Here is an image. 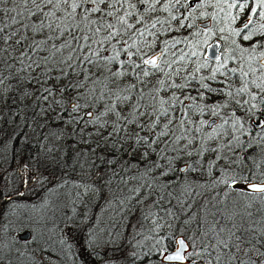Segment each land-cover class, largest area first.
Listing matches in <instances>:
<instances>
[{
  "label": "trees",
  "instance_id": "1",
  "mask_svg": "<svg viewBox=\"0 0 264 264\" xmlns=\"http://www.w3.org/2000/svg\"><path fill=\"white\" fill-rule=\"evenodd\" d=\"M230 2L231 0H229ZM180 4V7L176 9V17L178 18L189 11L183 10L184 0ZM99 6L106 9L104 5ZM0 7L16 9V12L23 13L22 16H17L16 12L4 14L5 22L8 21L9 16H16V19L21 21L10 29H6V32L19 28L17 38L20 35L33 36L30 29L22 27V24L33 22L32 18L24 12L25 6L22 0H8L6 4L0 5ZM28 7H32V5H28ZM84 7L88 8L87 5ZM44 10L47 11L48 9L45 8ZM82 12L83 8L77 9L75 21H67L68 24L72 25L68 29H65L64 23H60V31H55L56 23H53V29L45 28L43 33L36 34V40L45 39L48 36H51L52 39L36 48L35 51L28 50L27 45L30 42L28 40L23 42L24 47L14 45L12 40L6 44H0V47L6 49L9 44H13V48L3 55L4 62L11 67H5L4 64L0 63V70H2L0 76L6 77L4 82L0 84V140L3 143L2 147L0 146V157L4 158L5 162L6 156L12 159L18 155L25 159L33 158L36 161L40 159V163L47 164V166L50 162L49 166L52 168L53 174H56L55 182L50 189L53 190L55 196H52V200L48 202V206L52 208L58 206L60 194L64 189L68 188L71 192L67 198L71 208L48 216V220L45 218L46 221L39 218L36 209L38 211L42 204H36L35 201L21 206L22 213L16 215V218H12L9 209L0 211L2 228H8L12 222L17 223V228L26 224L24 228L28 232L31 229L34 232L35 228H45L44 234L39 235V239L35 232L34 235L36 241L39 240L40 242H42L43 237L48 236V246L56 247V251H53L54 249L50 251L48 248V255L52 262L55 260L54 264H66L62 259L63 256L71 264L79 259L73 252L72 244L67 240L61 241L62 245H58L54 241L58 236L57 232L60 234L59 231H62V227L64 228L66 225L65 229L71 227L72 233L77 235L78 241L81 240L79 238L84 233L87 235L83 240L85 251L81 257L83 261H86L85 264H176L162 263L158 259L160 252L169 250L173 246L175 235H182L188 243H191L196 232L199 233V237H203V240L213 241L215 245L219 239L229 240L227 230L231 229L233 225H230L228 220L236 219V217L225 216V213L213 215H209V213L210 208L217 205L219 201L227 202L237 194L227 190L223 184L216 183L212 174H206L211 170L209 165L212 162H210L212 151H210V143L206 139L208 129L202 124L204 118L213 115L208 111L209 105L220 102L209 100L205 88L198 87L197 95L194 96L186 93L191 89L196 90L194 84V88L186 85L184 87L185 93L180 91L182 99L179 104L168 100L164 103V107L155 103L149 105L150 101H156L152 94L157 92L153 87L151 94V86H154L151 80L154 75H159L152 72L144 77H137V75L130 77L127 74L115 81L111 70L121 63L116 64L115 61L108 63L104 59L108 54L111 55L110 46L106 50L108 51L107 54L96 53L91 55L87 52L85 57L88 59L85 57L79 59L80 57L77 56L72 62L73 53L76 55V50H79L81 45V40L77 37L83 35L80 30L85 26L84 23H81ZM237 12L238 9L231 10L232 15H236ZM98 14L91 13L90 18L97 19ZM57 16H62V13L57 12ZM239 16L240 18L242 16L248 17V13L244 11ZM175 21L176 19L172 20L170 24H174L177 29H182ZM35 22L38 23V21ZM49 22L51 21H45V23ZM76 24L80 26L76 27ZM93 26L94 32L98 25ZM66 42L68 46L60 48ZM53 44L60 48V51L55 52V55H52L50 51ZM82 46L85 47L86 45L83 43ZM69 48L72 51L68 54L66 52L69 51ZM21 52H28V56L17 59ZM29 57L31 60H40L43 57H50V59L41 68H36L35 65L29 68L28 65L31 63ZM223 61L229 68L243 66L244 70L248 71L246 77L248 92H252L258 102L260 94L263 92L260 93L257 87L249 82V75L251 74L249 64L255 68L257 63L247 61L245 57L241 59L240 54L236 51L229 53L223 58ZM206 62L202 54L199 53L196 65L199 67ZM98 63L101 65L98 66ZM69 65L72 67L70 68ZM125 66L123 64L121 71H124ZM204 68L207 67H199L200 86L201 78H205ZM42 71L46 73V76H39ZM102 73L105 74V78L101 79V86H99L96 77ZM37 76H39L41 83L31 80V77ZM73 82H77L76 87L78 88H74L77 93H74L76 92L74 89L68 90ZM113 82H115L113 85H121L127 88L121 92L134 94L132 104L130 102H113L112 93L108 90L112 89ZM203 83L206 84L205 79ZM42 88L52 89L51 94L41 91ZM234 90L236 89L228 88L227 95L228 93L231 95H228L219 109L228 112L229 115L240 117L243 125L240 127L239 124L238 126L221 124L222 119L219 117L217 124L214 125L215 127L218 126L215 128L217 130L214 134L216 137L213 141L212 150L224 149V158L236 156V160L242 161L244 166L233 170L231 165H228L229 171L246 172L242 174L248 175L247 173L253 169V166L248 162L250 159H253V162L258 164L263 171L264 152L257 153L255 150L264 149V137L257 136L254 138V130L250 128L247 121L259 116L264 119V112L258 109L257 104L256 109L251 112L249 111L250 106L244 101L237 103L241 107L236 105L232 99ZM72 91L75 94L74 97L80 92L82 95V97H77L79 105H81L77 112H72V107L67 104V95ZM170 92L172 96L173 94L177 95L176 90L172 89ZM159 93L165 95L162 90ZM118 94L120 95V91L116 95ZM201 94H203V98H201ZM45 96L47 99L43 98ZM186 97H193L194 99H186ZM103 99L104 101H102ZM101 101L103 102L101 107L103 113L106 112L107 108L115 106L116 110L120 112L121 118L117 119L112 112L97 115V107ZM82 109H88L95 113V120L100 118L98 119L99 123H92L93 120H89L84 114H80ZM165 110H167V114H164ZM70 120L72 122L68 123ZM170 120L171 123H169ZM101 124L104 127H101ZM152 124H155V127L150 128L149 126ZM166 124L168 125L167 129L164 127ZM116 126H118V131L114 130ZM241 128L248 136L239 140V143H234V149L241 148L240 153H237L232 150V146L228 145L229 143L226 144L225 137L233 133V130L240 135ZM162 131H167L168 135L160 137L159 134ZM97 132L100 134L97 135ZM110 133L111 135H109ZM137 135L145 138L147 143L145 140L137 143ZM4 140H10V142L7 144ZM154 140L157 143L152 144ZM148 144H151V147H148ZM168 147L172 148L171 152L175 149L176 155H172L171 158H166V155L170 153L167 150ZM225 148L230 149L229 151L232 150L233 153L229 154ZM145 152H147L146 156L144 155ZM100 154H103L104 158L98 163ZM180 163L185 165L183 171L177 169ZM99 167H101L100 171L96 172ZM84 171L86 174L82 175L81 172ZM140 178L146 179L147 187H144L143 184L138 187L139 183L135 185L137 179ZM82 185H87L95 191L88 196H81L75 187ZM105 190L110 193L109 199L113 202L110 209L116 212L114 217L116 221L122 222L127 217V213L133 211L141 223V231L137 234V239H131V241L118 237L119 241L114 240L115 246L106 247L107 251L105 248L100 250L97 246L99 226L95 222L98 208L105 203L103 200ZM72 191L76 194H73ZM67 200L65 199L63 202L66 204ZM6 201V199L0 201V210L1 207H6ZM253 201L259 203L260 199L246 198V202L249 204ZM26 206H31L30 210H35L34 213L27 211L28 207L26 208ZM83 209L87 210L85 215L88 216V221L83 219ZM143 209H148L146 215L142 212ZM161 213L167 215L166 218H163V223L157 219L161 218L158 217ZM255 215L257 219L249 227H252L254 231H258V228L259 230L264 229V213H256ZM210 223L215 227L213 231H215L217 239H212L210 236ZM222 228L224 229L223 232L220 231ZM75 240L73 239V244ZM230 242L232 241L229 240ZM213 264H215L214 261Z\"/></svg>",
  "mask_w": 264,
  "mask_h": 264
},
{
  "label": "rangeland",
  "instance_id": "2",
  "mask_svg": "<svg viewBox=\"0 0 264 264\" xmlns=\"http://www.w3.org/2000/svg\"><path fill=\"white\" fill-rule=\"evenodd\" d=\"M182 1V0H181ZM181 3V2H180ZM229 3V2H228ZM181 5V4H180ZM208 3L206 0H203V3L196 5L194 8L190 9L186 14L182 15L181 18L176 17V9H172L173 14L169 15V14H165V18H167L166 20L164 19L163 21V37H161L160 39H153L151 38V31H147V37L145 38L146 43L148 44V46L150 44H152V47H149V49L151 48H160L161 50L164 51L163 52V56L164 57V61H168L169 64H171V67H175L177 69L180 70L179 74L181 75V84H185L186 83V79H187V84L191 86L192 88H194V84L196 85V90L191 89L186 91L185 88H176V98H178V104L179 102H181V97L180 91H186V93H190L191 96L197 95V88L200 87V77L198 75L197 68L198 66L196 65V61L198 58V54L201 53L202 54V49L203 46L207 43L208 41V32H201V33H196L193 34V37H191L189 35V32L185 31V27H188L191 23H192V18L195 17H200V18H204L206 16V13L208 11L207 7H208ZM88 8L94 7V5L92 4H87ZM255 6V0H249V8L245 10V12H247L249 14V11L251 9V7ZM229 12L228 8L225 14H227ZM232 14V13H231ZM104 18V20L106 22H108V18L105 14H98L97 19L99 20L100 17ZM173 17H175L176 19V23L177 25H179V28L182 27V29H177L176 27H174V24H170V22L173 19ZM94 19V18H92ZM261 23V21H259L258 19L254 18V24L255 27H259V24ZM99 26V23L97 24ZM183 25V26H181ZM97 26V27H98ZM94 30V26L93 25H89L88 27H83L80 32L81 37L78 36L77 39H80V49L76 50V55H72L73 59L72 62L75 61V58L77 56H79V59H84V57L87 55V52H89V54L94 55L96 53H108L107 48L110 46V44L112 45V41L110 43L105 42V43H100V41L103 40V29H101V31L99 33H95V35L93 34ZM83 31V32H82ZM101 33V34H100ZM89 34V35H88ZM101 35V36H100ZM84 36H88L89 38L87 40L83 39ZM257 36H260L259 34H257ZM231 40V38L229 39V41ZM167 42V43H166ZM83 43L86 45L85 47H83ZM108 43V44H107ZM238 44L244 46V47H248L250 42H239ZM228 46V51L230 50V45L231 42H228L227 44ZM110 49V48H109ZM166 49V50H165ZM112 50V49H110ZM109 50V51H110ZM72 49L69 48V51H67L66 53L69 54V52H71ZM264 51V48H260L257 47L256 51L251 53L252 58L249 59V54L245 53L244 57L246 58L247 61H254L256 62V66L254 69H256V71L253 73L251 72V74L249 75V82L251 84L253 80H256V83H261L260 79H257L258 77H261L262 74H264V69L260 68V62L262 61V58L260 57V52ZM111 56V55H110ZM109 54L106 57H110ZM102 60V59H101ZM163 60L159 59L158 63L163 62ZM98 66L101 65V63L97 64ZM97 65H95L97 67ZM203 65H206L205 67H207V63H203ZM205 69V68H204ZM245 71V70H244ZM112 72V70H111ZM156 74H158L157 72H155ZM206 73V70H205ZM205 76V75H204ZM105 78V74L102 73L100 76L96 77L97 79V83L99 84V86H101V79ZM246 80V79H245ZM245 80H244V84L241 87L245 86ZM152 84L154 86H151V94L152 92V88L154 87L155 91H157L156 93L154 92L152 94V97L154 96V99L156 100L155 102L150 101L149 105L152 103H155L156 105H161L164 107V103L167 102L168 100H166L167 97H170L172 100V102H176L172 99L173 96L169 95L171 94L170 91H168V89L166 88L165 91V95L160 94L159 92L162 90L161 86H163L159 79L158 76L154 75V78H152L151 80ZM77 82H73L71 83V86L68 87L69 89H76L78 87H76ZM114 82L112 83V89H108L112 95L111 97L113 98V102L114 103H123V102H130V104H132L134 102L133 100V95L129 92H121L124 89H127L125 86H121V85H113ZM73 85H76L75 87ZM254 85V84H253ZM165 87V86H164ZM240 87V88H241ZM236 89L233 91L234 97L231 98L233 99L234 103L236 105H238L239 107H241V105L237 104L239 102L244 101V103H246L248 106H251V104H257L258 105V109L261 110L262 112H264V102H261L262 99H264V92L262 93L259 90L260 93V97H259V101L257 102L255 99L253 100L251 97L252 95H254L252 92H243L240 93L238 92V90L240 89ZM77 93V90H75ZM204 89V88H203ZM102 90V89H101ZM138 90V89H135ZM120 91V95H116L117 92ZM169 92V93H167ZM72 92H70L69 95H67L68 99H67V104L69 105V107H72L73 104H79L78 102V98L82 97L81 92L80 94H78L76 97H74L73 95H75ZM168 94V95H167ZM150 95V94H149ZM247 95V96H246ZM179 96V97H178ZM78 97V98H77ZM110 97V96H109ZM124 97H128L127 100L124 99ZM228 97V96H227ZM245 99V100H244ZM166 100V101H165ZM104 101V99L102 100ZM100 102V105L97 107V115H101V113H103V102ZM161 101H164V103H161ZM144 103V102H143ZM146 104V103H145ZM214 105H222V103H214L209 105V112L212 113L213 115H210L206 118L203 119L202 124L204 125L206 120L209 117H215V118H221V124H226V125H235L238 126V124L240 125V127L243 125V123L240 121V117L236 116V115H229L228 112H224V111H220V107H216L215 109H213ZM203 107V106H202ZM241 110V108H239ZM79 110V109H78ZM77 110V111H78ZM77 111H73L72 112H77ZM86 112H91L92 115L88 116L85 115ZM80 114H84V116L86 118H89V120H95L96 116L95 113H93L90 110H86V109H82L79 112ZM221 116H220V115ZM100 119V118H97ZM239 121V123H236V121ZM249 120L248 119V124H249ZM256 120V118L254 119V121ZM220 123V122H219ZM218 123V124H219ZM217 124V123H216ZM218 125H216L217 127ZM214 125H212L211 127L207 128L208 131L206 132V136H207V140L210 143V151H212V158L210 160V165H213L211 167V170L208 171L206 174H212V176L215 178V180L218 179V177L220 176V169L223 167H228V164H226V161H237L236 160V156H231V157H225L224 158V149L220 150V151H213L212 150V146H213V141L214 138L216 137L215 132L217 129ZM253 130V129H252ZM254 138L258 137H264V128H259L257 130H254ZM153 133V132H152ZM241 133V134H240ZM238 135L236 131L233 130V133L228 134L225 137L226 140V144L229 143L228 145L232 146V150L240 153V149L239 148H235L234 143L237 142L236 138L238 137L239 140H241L242 138H245L247 133L243 131V129L241 128V132ZM253 136V134H252ZM165 141V138H164ZM2 140H0V146L2 147L3 143H1ZM5 143L8 144V142H10V140H4ZM168 155H166V158H171V156L176 155V153L171 152L172 148L168 147ZM230 149L225 148V151H229ZM231 150V151H232ZM229 151V154H232L233 152ZM239 151V152H238ZM242 152H244L242 150ZM246 152V151H245ZM255 152L257 153H262L264 152V149H260L258 148L257 150H255ZM247 153V152H246ZM227 154V153H225ZM243 154V153H242ZM245 154V153H244ZM256 155V154H255ZM221 157V159H217V157ZM8 156H6V162L4 160V158L0 157V201L3 200H7L6 201V207H1V210H6L9 209L8 211L10 212V215H12V218H16L18 215H20L22 213L21 211V206L25 205V203H33L35 201L36 204H42V206L40 207V209L36 212L39 215V218H41L42 220L46 221L45 218H47L48 220V216H53L55 213L62 211V210H66L71 208V206H69L68 204V196L69 193H71L69 191V189H64L63 192H61V197L59 199V204L58 206H56L55 208H52L50 206H48V202L50 200H52V196H55V193L53 192V190H50L53 186V183L55 182L54 179L56 177V174H53V170L52 168L49 166L50 162H48V166L47 164H42L40 163V159L38 161H36L33 158H29V159H25L23 157H21L20 155L14 157V158H7ZM104 158L103 154H100L97 162L100 163L102 161V159ZM249 164H251L253 166V169L249 171V173H247L249 176H251L252 172H255L257 175H259L260 172H262V170L260 169L258 164H255L253 162V159H250V161L248 160ZM261 162V161H258ZM257 162V163H258ZM184 163H180L177 166V169H179V166L182 165ZM233 163L230 164L231 168L234 170H237L240 167H243L244 165L242 163ZM26 166V167H25ZM263 167V171H264V165ZM100 168L96 169V172L100 171ZM229 168V167H228ZM176 169V170H177ZM230 169V170H232ZM178 171V170H177ZM183 171V170H182ZM245 171V169H244ZM84 172H81L82 175H84ZM242 173H246V172H242ZM86 174V173H85ZM245 175V174H244ZM136 179V178H134ZM146 179L145 178H140L137 179V184L138 187H140L142 184L144 185V187L148 186V183H145ZM187 180V179H184ZM25 181H27V183H25ZM259 182V181H257ZM225 186V185H224ZM78 190V193L81 196H88L89 194H92V192H94L95 190L90 188L87 185H82V186H76L75 187ZM90 190V191H89ZM73 194H76V192L72 191ZM96 193V192H95ZM94 193V194H95ZM104 199L105 200L102 204V206H100L97 210V214L95 215V222H97L99 228H98V248L100 250H102V248H105L107 251L108 247H114L115 243L114 240H118V237L120 238H124L127 240H135L137 239V234L140 233L141 231V223L137 220V217L133 214V211H130L129 213H127V217L124 218V220L122 222H118L116 221L115 217V211L111 210L110 207L112 206L111 200L109 199L110 193L108 190H105L104 192ZM140 194V191L138 192ZM59 196V195H57ZM141 196V195H140ZM55 199V198H53ZM67 200L66 204L63 202V200ZM247 205H251V207L249 209H247L248 211H251L253 213L254 216H252L251 218H247L245 217V211H246V206ZM28 206H26L27 208ZM148 207V206H146ZM25 208V209H26ZM149 208V207H148ZM260 208H264V201H259V203H257V201H253L251 204L246 202V198L245 197H240L238 195H235L234 198L229 199L227 202L225 201H219V203L217 205H214L210 208V213L209 215H213V214H224L225 216H229V217H236V219H232L228 220L230 225L233 224H241L244 223L245 227H249L252 226V224L254 223V220L257 219V216L255 215L260 214L262 212H257V209ZM31 206L27 208V211H31L34 213L35 210H30ZM87 212V210L83 209L82 214H84V220H89L88 216L85 215V213ZM142 212L146 215L148 213V209L146 210H142ZM3 213V212H2ZM231 213V214H230ZM235 213V214H234ZM255 213V214H254ZM263 214V213H262ZM9 215V214H8ZM17 215V216H16ZM166 214L164 215L163 213H161L160 215H158V217L161 218H157L159 220V222L162 221L163 223V218H166ZM242 217H244V219H242ZM258 217L261 218L260 215H258ZM1 219V223H2V217L0 216ZM238 220V221H235ZM83 221V220H82ZM49 222V221H48ZM213 223V222H212ZM3 225V223H2ZM2 225L0 224V264H54V261L52 262L51 257L48 255V248H50L49 250L52 251L51 249H54L53 251H56V247L53 245H49L48 246V236L47 237H43L42 242H40L39 240L36 241V236L38 235V239H39V235L44 234L45 232V228L39 229V228H35V230H33L36 234V236L34 235V232L29 231V235L27 238L25 239H21L19 238V235L21 233H23L25 231V225L23 224L22 227H18L17 228V223L12 222V224L7 228H2ZM46 225V222H45ZM54 225V224H53ZM67 226V225H66ZM65 226V227H66ZM65 227H62V231H59L60 234L57 232L58 236L56 239H54V241H56V243L58 245H62L60 242L67 240L69 243L72 244L73 247V252L74 254L79 257V259L74 262V264H82V263H86V261H83V258H81L84 255V237H85V233L83 234L82 237H80L79 239H81L80 241L77 240V235H74V233H72V228L68 227L65 229ZM214 225L213 224H209V233L210 236L212 237V239H217V237L215 236V231H213L214 229ZM252 228V227H251ZM38 229V230H36ZM258 231H254L256 233L259 232V228L257 229ZM104 234H102V233ZM54 235H56V232H54ZM87 236V235H86ZM21 239V240H20ZM73 239H76L74 241V244L72 243ZM131 240V241H132ZM187 241V240H186ZM213 241H205L203 240V237L200 236L199 237V233L196 232L193 236V239L191 241V243H188L189 247L191 248L190 251L193 252H200L204 255L205 257V262H207V260L210 258L208 253L204 251V248H208L209 252L212 253V255L214 256V252L216 253V251L218 250L215 247V244ZM231 243V242H230ZM79 245V246H78ZM96 246V247H97ZM107 247V248H106ZM105 251V252H106ZM225 251H227V249H225ZM107 253V252H106ZM57 254V252H56ZM106 255V254H105ZM108 256V255H106ZM81 258V259H80ZM108 258V257H106ZM62 259L65 261L66 264H71L70 261H68V259L65 258V256L62 257ZM108 262V261H107ZM57 264V263H56ZM73 264V263H72Z\"/></svg>",
  "mask_w": 264,
  "mask_h": 264
},
{
  "label": "snow or ice",
  "instance_id": "3",
  "mask_svg": "<svg viewBox=\"0 0 264 264\" xmlns=\"http://www.w3.org/2000/svg\"><path fill=\"white\" fill-rule=\"evenodd\" d=\"M7 2L8 0H0V5H4ZM22 2L25 6L24 12L33 20V22L31 23L22 24V27H24L25 29H30L33 33V36L29 37L28 35H20L17 38L19 28L14 31L6 32V29H10L13 25L21 23V21H18L16 19V16H9L8 21L5 22L4 14L16 12V9L0 7V44H6L8 41L12 40L14 45L24 47L23 42L28 40L30 41L27 45L28 50L35 51L36 48H39L41 45L46 44L49 40L52 39L51 36H48L45 39L36 40V34L43 33V30L45 28L53 29V23H56V29L54 30L58 32L60 31V23H64L65 29L72 27V25L68 24L67 21H75V18L77 16V9L81 8H83V12L81 13V23H84L85 27H88L89 25H96L99 23V27L95 29V32L93 34L95 35V33H99L101 29L106 31L107 34L103 37V40L100 41V43H110L112 40L116 39L117 36L121 35L122 31H127L134 27L133 24H130L128 22L129 17L132 16V12L128 11V9L135 8V5L131 3V0H22ZM87 4H92L94 5V7H84V5ZM104 4L108 5L107 10L99 6ZM28 5H32V7H28ZM117 5H119V8L124 9L122 15H117V11H119ZM45 8H47L48 10L45 11ZM227 8L229 12L225 16V27H221L219 29V32L221 34L227 32L228 37L221 35L220 39L231 38V44L236 45L233 51H238L240 53L241 59L244 58L245 53H248L249 59H251V53L255 52L257 47L264 48V40L255 39L257 37V34H259L261 37H264V0H255V6L251 7L248 14V19L241 23L238 27H233V25H235L237 20L240 18L239 14L243 13L246 9L249 8V0H231L230 3H227ZM232 9H238L236 15L231 14ZM221 10L223 11V9ZM57 12L62 13V16H57ZM91 13H104L107 17H112L115 23L106 22L103 16L100 17L99 20L91 19ZM16 15L22 16L23 13L16 12ZM254 18L261 21L258 28L255 27ZM173 19H175V17H173ZM49 20L51 22L45 23V21ZM35 21H38V23H36ZM75 26L79 27L80 25L76 24ZM140 34L143 35L142 32ZM236 37H239L242 41L250 42L249 46L244 47L238 44L237 40L235 39ZM73 38L75 39V37ZM88 38V36L83 37V39L85 40H87ZM125 43L127 42L125 41ZM67 46L68 44L66 42L65 44H62L60 48ZM152 46V44L149 45V47ZM131 47H135V44L129 45V48ZM12 48L13 44H9L7 49L0 47V63L4 64L5 67L10 68L11 65H8L4 62L3 55L6 51ZM60 48H57L53 44L52 48L50 49L52 55H55V52L60 51ZM112 49L114 54L110 57L104 58L108 61V63L117 61L121 55L120 51L116 49L115 45H112ZM125 52L129 59L126 62H122L121 67H123L124 63L131 64L133 66V70L142 69L144 76H148L150 73L147 68H144L142 66H151V68L155 69L156 71H163V69L157 63V56L145 58L146 54L142 55L139 49H137L136 53L128 51L127 49H125ZM134 54L141 56L140 64H137L130 59V57ZM25 56H28V52H21L20 56L17 57V59ZM260 57L262 58V61H264V51L260 52ZM212 58L215 60L220 59L215 51H213L212 53ZM29 59L31 60V57H29ZM49 59L50 57H43L40 60H31V63L28 65V67L31 68L33 65H35L36 68H41L42 65L47 63ZM69 59H71V57H69ZM85 59L88 58L85 57ZM204 66L206 65H200L199 67ZM69 67L71 68L72 66L69 65ZM199 67L197 68V71H199ZM223 67L224 64H220L219 67L213 70L212 75L210 77H207L206 79H215L216 72H219ZM260 68L264 69V62L260 63ZM179 71V69L176 70L177 74ZM231 71L235 72L237 70L232 69ZM240 71L242 77L248 76V71H244L243 66L241 67ZM249 71L254 73L256 69L252 68L251 64H249ZM111 74L112 76L119 78L127 75L128 73L127 71L117 70L115 72H112ZM165 75L168 74L165 73ZM39 76H46V73L42 71ZM39 76L31 77V80L36 83H41ZM137 77H139V73H137ZM4 79H6V77L0 76V84L4 82ZM57 79H59V77H57ZM204 79L205 78H201L202 88H205L209 91H218L217 89L209 88L207 84L203 83ZM257 79H260L261 83H256V80H253L252 83L255 85V87L260 89L261 92H264V74H262V76L258 77ZM160 83L163 84V81H160ZM186 84L187 79L185 84H173L171 86L176 88H184ZM73 86L75 87L76 85ZM41 91L51 94L52 89L42 88ZM61 91H63V89H61ZM247 91V80H245V86L241 87L238 92L243 93ZM228 95H231V93H228ZM43 98L47 99L46 96ZM201 98H203V94H201ZM251 98L254 100L256 97L255 95H252ZM124 99L127 100L128 97H124ZM172 99L178 102V98L175 97V94H173ZM186 99L194 98L186 97ZM261 102H264V99H262ZM161 103H164V101H161ZM80 107L81 105L79 104H73L72 110L77 111ZM216 107H219V105H214L213 109H215ZM256 107V104H251L249 111H253L254 109H256ZM106 112L114 113L117 119L121 118V114L116 110L115 106L107 108ZM106 112L101 113V115H105ZM164 114H167V110H165ZM87 115L91 116L92 113L89 112L87 113ZM125 119L127 120V118ZM71 122V120L68 121V123ZM92 123H99V120H94L92 121ZM169 123H171V120L169 121ZM236 123H239V121L237 120ZM256 124L258 127L264 128V119H258L256 121ZM101 127H104V125L101 124ZM149 127H155V124H152ZM164 127L165 129H167L168 125L166 124ZM114 130L118 131V126H116ZM96 134L99 135L100 133L97 132ZM153 134L155 135V133ZM109 135H111V133ZM159 135L160 137H164L167 136L168 133L167 131H162ZM177 139H179V137H177ZM141 140H145V138L139 137L137 135L136 142L140 143ZM236 140L237 143H239L238 137L236 138ZM145 143H147L146 140ZM155 143H157V141H152V144ZM189 143H191V141H189ZM147 146L151 147V144H148ZM161 151L163 152L164 150ZM188 154L191 155V153ZM144 155L146 156L147 152H145ZM217 159L219 160L221 159V157L218 156ZM233 163H242V161H226V164L228 165ZM209 166L212 167L213 165ZM215 182L225 185V188L227 190H229L230 192H235L240 197L249 199L259 198L261 201H264V171L260 172L259 175H257L255 172H252L251 176H248L235 171H229L228 167H223L220 169V176ZM25 183H27V181H25ZM250 207L251 205L246 206L245 217L247 218H251L253 216V213L247 210ZM257 211L264 213V208L257 209ZM242 219H244V217H242ZM220 231L223 232L224 229L222 228L220 229ZM227 231L229 240H231L232 242L229 243V240L225 239L217 240L215 247L218 250L216 251V254L214 256L211 252H209L208 248H204V251L207 252L210 257L207 262H205V257L202 253L188 251L189 245L186 244L184 239H178L176 241L177 248L173 254H168L166 250L162 252L163 258L164 260L169 262H179V264H213V261L215 262V264H264V229H261L258 233H256L251 227H245L244 223H241L239 225L233 224V227L231 229H228ZM225 249H227V251H225Z\"/></svg>",
  "mask_w": 264,
  "mask_h": 264
},
{
  "label": "flooded vegetation",
  "instance_id": "4",
  "mask_svg": "<svg viewBox=\"0 0 264 264\" xmlns=\"http://www.w3.org/2000/svg\"><path fill=\"white\" fill-rule=\"evenodd\" d=\"M189 0H184V11H188L192 8H194L196 5H199L203 3V0H194L193 4L191 6L188 5ZM209 4L207 9L206 16L204 18L200 17H193L192 23L190 26L185 27V31L189 32V35L193 37V34L201 33V32H208L209 39L207 43L203 46L202 49V56L204 54V50L206 45H208L213 40H218L219 47H218V56L220 57L219 60L213 61L205 59L207 61V68H205V82L211 89H217L218 91H209L206 89V92L209 96V100H215L220 103H223L227 99V90L228 88L232 89H238L244 84V80L246 77L241 76V66L239 67H232L229 68L227 65L224 64L223 58L226 57L229 53L233 52V49L236 47V45H230V50L228 51V42L230 38L228 39H220V36L223 35L225 37H228V33L224 32L221 34L219 32V29L221 27H225V16L227 11V3L229 0H206ZM181 0H131V3L135 5V8L128 9V11L132 12V16L129 17L128 22L130 24H133L134 27L127 31H122L121 35L117 36L116 39L112 40V45L116 46V49L120 51L121 55L117 61H115L116 64L126 62L129 57L127 56L125 49L128 51H131L133 53H136L137 49L140 50V53L142 55H145V58L151 56L152 54L158 52V59L163 60L165 56H163V52L160 48H151L149 49L148 44L146 43L145 38L147 37V31H151V38L157 39L163 37V21L165 18V14H173L172 9H178L180 7ZM106 6V10L108 9V5L104 4ZM117 8H119V5H117ZM223 9V11L221 10ZM124 12L123 8H119V11H117V15H122ZM104 14V13H101ZM108 22L115 23L114 19L112 17H107ZM244 16L239 18L233 27H238V24L241 20H243ZM248 18V17H247ZM202 20H208L207 26H198L197 23ZM139 21V22H138ZM154 25V27H153ZM139 30V31H137ZM179 30V29H178ZM143 33L141 35L140 33ZM101 34V33H100ZM106 31H103V37L106 35ZM101 36V35H100ZM237 40V43L243 42L239 37L235 38ZM255 39H261L264 40V37L257 36ZM125 41L127 43H125ZM135 44V47L129 48V45ZM112 45L110 44V47L112 49ZM238 52V51H236ZM239 53V52H238ZM111 56L114 54L113 49L110 51ZM240 54V53H239ZM132 61H134L137 64L141 63V56L133 55L130 57ZM264 62V61H259ZM126 66L124 67V71H127L128 76L134 77L139 73V76H143L142 69H135L133 70V66L131 64L124 63ZM160 67L163 69V71H156L155 69H152L151 66H142L144 68H147L149 70V73L157 72L158 73V79L159 81H163L162 92L165 93V89L167 88L168 91L170 90H176V87H172L171 85L181 84V75L177 74L176 70L177 68L171 67V64L168 63V61H164L158 63ZM220 64H224V67L221 68L219 72H216L215 79H206L207 77H210L213 73V70L219 67ZM232 69H236L237 71L233 72ZM120 70L121 71V65H117L112 69L113 72ZM244 70V68H243ZM123 71V70H122ZM167 73L168 75H165ZM117 77H115L116 81ZM115 84V82H114ZM165 86V87H164ZM171 93V92H170ZM168 95V94H167ZM172 96V94H169ZM166 96V94H165ZM171 99L170 97H167L166 100ZM165 100V101H166ZM257 118V117H256ZM255 119V118H251ZM250 119V120H251ZM249 120V126L253 130L254 129Z\"/></svg>",
  "mask_w": 264,
  "mask_h": 264
},
{
  "label": "water",
  "instance_id": "5",
  "mask_svg": "<svg viewBox=\"0 0 264 264\" xmlns=\"http://www.w3.org/2000/svg\"><path fill=\"white\" fill-rule=\"evenodd\" d=\"M193 2H194V0H189V1H188V5L191 6V5L193 4ZM247 19H248V18L246 17V18H244L243 20H241L240 23L238 24V26H239L241 23H243L245 20H247ZM207 24H208V20H202V21H200V22L197 23L198 26H202V27L207 26ZM218 47H219V42H218V40H213V41L210 42L208 45H206L205 50H204V54H203L204 58H205V59H208V60L216 61L215 59L212 58V53H213V51H215L216 54L218 55ZM157 55H158V52L152 54L151 56H157ZM151 56H149V57H151ZM87 113H89V112H86L85 115H87ZM258 119H263V118H262L261 116H259V117L256 118L255 121H254V119H251V120H250V124H251V126H252L254 129H259V128H261V127H258L257 124H256V121H257ZM216 121H217V119H216L215 117H209V118L206 120L204 126H205L206 128H209V127H211L212 125H214V124L216 123ZM184 168H185V165H184V164H182V165L179 166V170H180V171H182ZM28 235H29V232L25 230L23 233H21V234L19 235V238H21V239H25V238L28 237ZM178 239H184L185 242H186V244H188L187 241H186V239H185L182 235H180V234L175 235L174 238H173V246H172L169 250H166L168 254H173V253L176 251V248H177V243H176V241H177ZM189 249H190V247L188 248V251H189ZM162 252H164V251H162ZM162 252H160V254H159V256H158V259H159L160 262H162V263H176V264H179V262H169V261L164 260L163 255H162Z\"/></svg>",
  "mask_w": 264,
  "mask_h": 264
},
{
  "label": "bare ground",
  "instance_id": "6",
  "mask_svg": "<svg viewBox=\"0 0 264 264\" xmlns=\"http://www.w3.org/2000/svg\"><path fill=\"white\" fill-rule=\"evenodd\" d=\"M216 119H217V118H216ZM217 121H218V119H217ZM217 121H216V123H217ZM216 123H215V124H216ZM215 124H214V125H215ZM189 251H190V249H189Z\"/></svg>",
  "mask_w": 264,
  "mask_h": 264
}]
</instances>
